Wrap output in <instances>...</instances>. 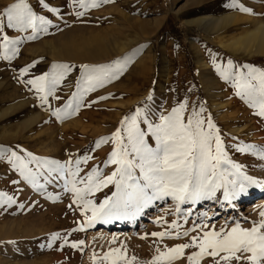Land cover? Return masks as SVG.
<instances>
[{
  "label": "rangeland",
  "instance_id": "rangeland-1",
  "mask_svg": "<svg viewBox=\"0 0 264 264\" xmlns=\"http://www.w3.org/2000/svg\"><path fill=\"white\" fill-rule=\"evenodd\" d=\"M15 2L0 0V10ZM46 2L58 8L59 14L51 13L37 0H29L38 15L53 21L48 34L34 41H24L19 45V55L11 62L0 60V147L25 149L61 162L89 156L92 159L81 164V176L94 167L109 175L117 167H104L114 143L109 141L97 147V141L115 132L124 117L138 107L157 121L160 113L168 114L187 98L189 111L193 105L203 104L205 117L210 115L220 129L229 158L243 166L244 174L264 182V159L253 152L236 150V146L244 144L255 145L256 150L264 149V117L258 116V109L236 95V89L219 75L212 63L215 55L222 66L232 60L237 66L251 64L264 69L263 54L234 53L231 46L222 44L238 39L264 22V0H238L255 14L229 7L232 0H112L89 9L82 17L75 15L80 9L73 7L71 0ZM173 3L176 9L170 10ZM213 16L233 19L220 31L186 22ZM155 26L158 27L153 31ZM6 31L13 38L31 34V30L27 33ZM96 37L101 39L98 47L105 50L103 55H91L69 44H81L85 39ZM91 49L96 51L95 47ZM117 60L123 68L119 78L88 93L76 114L63 121L40 107L34 91H29L20 78V70L30 64L35 66L23 79L51 71L53 63L77 66L57 89L62 101L50 98L53 107H63L76 91L75 81L82 71L80 65L112 64ZM101 96L108 98L100 100ZM188 114L185 113V118ZM20 154L26 155L22 151ZM17 180L18 184L12 183ZM0 191L14 196L16 201L0 207V264L25 260H30V264H110L102 259L104 254L122 246L129 258L137 257L132 264H150L159 254L158 248L165 251V246L188 243L191 236L202 235L190 232L189 236L179 239L151 235L175 232L170 228L173 222L182 225L180 232L202 220L209 228L215 226L217 230L230 229L237 221L242 227L250 228V222L259 221L260 213L264 212V202L258 199H264V187L250 186L247 193L231 203L224 201L221 189L214 199L180 205L181 213H177L176 201L167 197L154 201L132 219L98 222L85 231H73L84 217L80 207L73 203V194L64 190L61 181L47 186V193L59 196L58 200L50 199L24 181L5 158L0 159ZM113 192L115 186L109 185L88 199L99 204ZM185 211L191 214L185 217ZM55 233H59L61 239L53 241L51 237ZM64 238L70 243L82 240L84 244L73 248L64 244ZM197 250L186 249L184 257L172 264H189L187 257ZM201 264H213V261L205 257Z\"/></svg>",
  "mask_w": 264,
  "mask_h": 264
},
{
  "label": "snow or ice",
  "instance_id": "snow-or-ice-1",
  "mask_svg": "<svg viewBox=\"0 0 264 264\" xmlns=\"http://www.w3.org/2000/svg\"><path fill=\"white\" fill-rule=\"evenodd\" d=\"M37 2L51 13L59 14V9L50 7L46 0ZM108 2L112 0H71L73 7L80 9L75 13L77 17H82L89 9ZM229 7L255 14L238 0H232ZM51 25L53 21L38 15L29 0H16L11 5L3 6L0 10V60H14L19 55V45L24 41H34L42 34H48ZM6 29L19 33L31 30V34L13 38ZM120 63L117 60L112 64L80 65L82 71L79 79L75 81L76 91L63 107H53L50 98L62 101V97L57 95V89L77 66L53 63L51 71L31 79H23L35 66L30 64L20 70V78L29 91H34L39 106L63 121L76 114L88 93L119 78L123 71ZM212 63L219 75L236 89V95L250 107L258 109V116L264 117V69L251 64L237 66L232 60L222 66L215 55L212 56ZM107 98L99 97L100 100ZM186 112L189 113L187 118ZM205 112L203 104L193 105L189 111L187 98L178 102L168 114L160 113L157 121L150 119L144 108H136L131 115L124 117L115 132L96 142L97 147L109 141L114 143L104 167H117L109 175H105L99 167H94L81 176V164H87L92 159L89 156L61 162L34 155L25 149H20L26 153L21 155L20 151L0 147V159L6 158L24 181L37 192L46 193L50 199L58 200L59 196L47 193V186L61 181L64 190L73 194V203L80 207V214L84 217V221L77 222L78 227L73 231H85L98 222L132 219L154 201L167 197L176 201V211L181 213L180 205L214 199L221 189L224 201L231 203L247 193L250 186L264 187V182L244 174L241 170L243 166L229 158L220 129L210 115L205 117ZM236 150L240 153L253 152L264 159V149L256 150V146L252 144L238 145ZM230 176L237 179H229ZM19 182L17 180L12 183ZM109 185L115 186V192L105 196L101 203L97 204L95 200L88 199ZM5 203L13 204L16 201L14 196L0 191V207ZM71 207L70 204L69 208ZM89 212L91 215L87 214ZM183 214L187 217L191 213L185 211ZM260 216L262 218L259 221L250 222V228L242 227L237 221L230 229L221 227L217 230L215 226L209 228L202 220L201 223L193 224L191 229L180 232L182 225L173 222L170 228L175 229V232H154L151 235L161 239H179L181 236H189L190 232H199L202 235L191 236L188 243L170 248L165 246V251H159L158 248L159 254L150 264H172L173 261L183 258L185 250L189 248L198 249L187 257L189 264H201L205 257H210L213 264H231L232 261L237 264H264V212ZM51 239L55 241L61 239V236L55 233ZM63 242L73 248H81L84 244L82 240L70 243L66 238ZM102 259L110 261V264H120L122 261L124 264H132L137 257L129 258L126 248L122 246L109 250Z\"/></svg>",
  "mask_w": 264,
  "mask_h": 264
},
{
  "label": "bare ground",
  "instance_id": "bare-ground-1",
  "mask_svg": "<svg viewBox=\"0 0 264 264\" xmlns=\"http://www.w3.org/2000/svg\"><path fill=\"white\" fill-rule=\"evenodd\" d=\"M174 9H176L175 3L172 4V8L170 10H174ZM232 19L233 17H229V16H226V17H222V16L220 17H214V16L213 17H196L195 19L187 20L186 22L195 23L198 26H200V28L203 27L205 29H209L212 31H220L221 29H223L224 26L228 25L232 21ZM157 27L158 26H155L153 28V31L154 29H157ZM95 36L96 35H94V37ZM98 40H100L99 42H101V39H98ZM98 40L96 37L92 40L85 39V41L81 42V44H77V45L73 43H69V44H72V47L74 45V47L80 50H86L91 55H95V54L103 55L105 50L102 47H98L99 45ZM222 44H224L225 47L231 46L232 51L234 53L240 54L241 52H243L244 54L249 55V56L256 55V54L264 55V22H261L260 25L251 29L244 35L240 36L238 39H235L228 44H225L224 42ZM91 47H95L96 51H93ZM218 105L223 106L222 103H218ZM258 199L260 200V203H262V201L264 202V199L262 198H258ZM31 263H32V260H31ZM3 264H30V260L11 261V262L5 261Z\"/></svg>",
  "mask_w": 264,
  "mask_h": 264
}]
</instances>
